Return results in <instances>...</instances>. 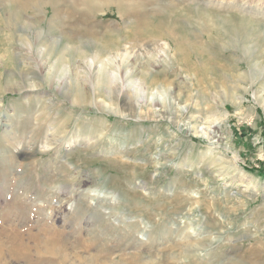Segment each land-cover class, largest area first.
Listing matches in <instances>:
<instances>
[{"label":"rangeland","instance_id":"374dc122","mask_svg":"<svg viewBox=\"0 0 264 264\" xmlns=\"http://www.w3.org/2000/svg\"><path fill=\"white\" fill-rule=\"evenodd\" d=\"M39 25L109 47L116 84L88 56L78 98L77 55L74 88L47 79ZM54 243L71 264H264V0H0V264Z\"/></svg>","mask_w":264,"mask_h":264},{"label":"bare ground","instance_id":"6f19581e","mask_svg":"<svg viewBox=\"0 0 264 264\" xmlns=\"http://www.w3.org/2000/svg\"><path fill=\"white\" fill-rule=\"evenodd\" d=\"M29 23V22H27ZM26 24V23H25ZM31 24V23H30ZM22 26V25H21ZM20 26V27H21ZM51 28V27H50ZM26 29V28H24ZM28 30V29H27ZM27 30H24L23 32V38L25 39V43L29 42L28 45L31 46L32 48H41V52L43 53V55L45 56H53L54 54H58V58H56V60L52 63V66L50 68V72L47 75V79H51L52 81H56L58 83H60V85L67 89V90H71L73 87L72 85V80L69 77V66L68 63L70 65H72V57L74 55L77 56H81L84 58V62L87 64L86 65V73L85 76H81L79 74V72H76V76L74 77L76 79V87H75V92L78 94V98L82 97H86V95L88 94L86 92V88L83 85V82L81 79L83 80H87L88 78L92 76V70H91V63L89 62V60L87 59L88 56L94 58V60H98V62H101L99 68L97 69V78H96V85H108L109 87L112 86V84H114L116 82V78L115 76L112 74L111 71V62L114 61L113 60V55L112 52L110 51L109 47H101L99 48L97 46L96 40L94 41H90L91 43V47H94L95 49H91L88 46L84 45L83 43L79 44L81 46V48H79V46H74L73 44H70L69 42H67L66 40H64L63 38L60 39L59 41H53L51 43H43V39L46 38L44 36H46V33L44 31V29L39 25L37 26V31L35 34V37L33 38L31 34L27 33ZM49 32V31H48ZM45 33V34H44ZM50 34V33H48ZM47 34V35H48ZM23 39V40H24ZM48 39V38H47ZM50 40H54V39H50ZM49 40V41H50ZM65 42V44H63ZM27 44V43H26ZM61 44L64 45L61 48ZM100 45V44H99ZM95 51V52H93ZM115 53V52H114ZM43 56V57H45ZM66 56H70V60H67ZM116 57V56H115ZM69 58V57H68ZM43 59V58H42ZM115 59V58H114ZM35 61V60H34ZM127 61V60H126ZM37 63V62H36ZM40 63L38 61L37 64H34L33 67L36 68V70H38ZM42 65V64H41ZM75 65V64H74ZM131 65V64H129ZM149 64H146L145 66H147ZM53 67V68H52ZM129 67V66H128ZM118 68V67H117ZM119 69V68H118ZM117 69V70H118ZM128 69V68H127ZM130 69V67H129ZM123 70V69H122ZM124 72V70H123ZM122 72V73H123ZM133 72V71H132ZM126 73V72H125ZM73 76V75H72ZM87 76V77H86ZM90 80V79H89ZM81 81V83H80ZM91 82V81H90ZM134 82V81H133ZM116 84V83H115ZM131 84L132 80H131ZM153 84V83H152ZM118 85V84H117ZM135 85V84H134ZM137 85V84H136ZM33 87H37L38 84L33 83L32 85ZM60 86V87H61ZM115 86V85H114ZM133 86V85H131ZM152 86V85H151ZM140 87V86H139ZM90 91V90H89ZM117 93V92H116ZM152 97H150V99L152 101H156L157 99H155L154 93H151ZM76 95V94H75ZM158 95H160L159 97L162 98L164 100V91H159ZM159 102V101H158ZM131 103V102H130ZM165 104V103H164ZM127 107V106H126ZM253 115V114H252ZM96 137V135L88 137V140H94ZM86 139V138H85ZM76 140V138L74 139ZM80 140V137L78 138V140H76L77 142ZM97 141V140H96ZM95 141V142H96ZM16 148V147H15ZM79 214V213H78ZM172 231V230H171ZM164 237V236H163ZM166 237V236H165ZM148 238V237H147ZM20 241V236L19 235H13V240L12 242H19ZM164 241V240H163ZM95 243V242H94ZM153 243L155 244V240L153 239ZM20 244V243H19ZM55 244V243H54ZM52 245L51 247V251L49 252V254H51V258H50V262L51 264H68L69 260H71V258L68 256V253L65 250H60V247H57V245ZM14 245V244H13ZM18 245V244H17ZM25 245V244H24ZM152 245V244H151ZM89 245L84 246L86 250H90V247H88ZM154 247V245H152ZM173 246V245H172ZM156 247V245H155ZM21 249V248H19ZM26 252H20L18 251L16 248H13L11 253L13 252L14 254H16L17 256H24L26 257V259H29L30 255L29 253H27L28 248L25 247ZM24 249V251H25ZM11 250V249H10ZM7 251V250H6ZM87 252V251H86ZM163 252V251H162ZM10 253V254H11ZM164 253V252H163ZM162 253V255H163ZM168 253V261L165 262L166 264H173L175 263V261L172 263L171 260L174 259L173 256H171V252L169 250H166V254ZM173 253V252H172ZM2 254L1 248H0V256ZM8 254V252H7ZM158 254V253H157ZM73 255V254H72ZM137 255V254H136ZM3 256V255H2ZM14 256V255H13ZM16 256V257H17ZM158 256V255H157ZM15 257V256H14ZM162 257V256H161ZM102 258H109V256L106 253H97V254H91L89 257H83L82 255L78 256L75 263L74 264H106L105 262H102ZM172 258V259H171ZM75 259V258H74ZM104 260V259H103ZM175 260V259H174ZM72 261V260H71ZM105 261V260H104ZM115 262V261H113ZM128 262V261H127ZM131 263V262H130ZM71 264V263H69ZM108 264V263H107ZM113 264V263H112ZM132 264V263H131Z\"/></svg>","mask_w":264,"mask_h":264}]
</instances>
